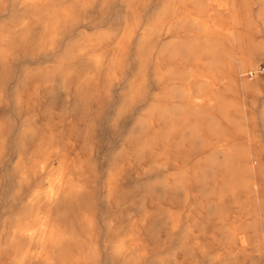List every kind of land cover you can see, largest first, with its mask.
I'll return each mask as SVG.
<instances>
[{"label": "bare ground", "instance_id": "6f19581e", "mask_svg": "<svg viewBox=\"0 0 264 264\" xmlns=\"http://www.w3.org/2000/svg\"><path fill=\"white\" fill-rule=\"evenodd\" d=\"M244 24L232 0H0V264H216L218 228L219 264L246 254L248 228L264 264V208L216 217L226 140L199 151L197 166L169 149L180 172L167 184L198 197L167 222L149 217L150 69L167 100L212 107L238 79L224 66ZM241 66L247 87L261 69ZM233 157L260 201L259 155Z\"/></svg>", "mask_w": 264, "mask_h": 264}, {"label": "rangeland", "instance_id": "374dc122", "mask_svg": "<svg viewBox=\"0 0 264 264\" xmlns=\"http://www.w3.org/2000/svg\"><path fill=\"white\" fill-rule=\"evenodd\" d=\"M232 4L234 16H244L245 32L240 33L241 36L235 35L231 39L232 65L224 67L234 68L238 79L235 83H228L229 85L223 81L219 94L214 97V103H216H213L212 107L191 108L187 104V97L181 101L183 103L180 107L177 101L167 100L166 94L169 92L167 83L157 86L155 82L158 73L157 67L153 65L150 69L149 217L163 215L167 222L171 216L170 212L177 213L178 207L191 208L194 196L197 194L188 195L167 184V180H175L180 172L176 167L168 165L169 162L176 159L173 153H169V149L182 151L186 155L183 156V159L197 166L201 163L202 156L207 157V155H199V151L204 148L210 153L209 150L213 151L216 139L219 138L230 143L229 151L232 154L229 151L216 154L215 190L217 202H222L225 205V208H221L220 205L216 208L217 219L220 218L221 212H231L236 215L237 212H249V209L252 210L254 206L264 208L263 195L260 201L254 199L256 193L250 188L245 168H238L232 162L233 155L249 153L252 157L258 154L262 161L260 168L264 169V131L259 125L264 112V0H232ZM84 18L92 19L94 16L86 15ZM81 44L82 41L81 43L80 41L76 42L78 47ZM187 58L189 57H185V62H187ZM205 60L207 63L206 57ZM243 64L259 65L261 69L258 74L256 71L251 73L252 76L249 74L251 83L247 87L244 86L240 78L241 65ZM206 70L211 71L212 68H206ZM187 73L189 72H185L182 77L186 78ZM193 86V91L196 94L202 91L197 85ZM178 108H180V113L176 111ZM183 108L189 111L186 113ZM89 163L90 167L88 166V168L93 171L97 163L93 159ZM244 186L246 187L240 189ZM234 188L236 190L233 195ZM173 205H177V208H172ZM245 234L247 241L241 239L239 246L246 245L249 250L246 254L239 256L237 264H261L262 262L259 263L254 259L257 246L254 230L248 228ZM164 239L163 235L158 242H164ZM215 239L213 255L216 264H219L223 248L227 243L222 228L217 229ZM232 263L234 264V262Z\"/></svg>", "mask_w": 264, "mask_h": 264}]
</instances>
